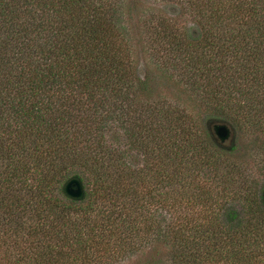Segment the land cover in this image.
I'll list each match as a JSON object with an SVG mask.
<instances>
[{"label": "trees", "instance_id": "trees-1", "mask_svg": "<svg viewBox=\"0 0 264 264\" xmlns=\"http://www.w3.org/2000/svg\"><path fill=\"white\" fill-rule=\"evenodd\" d=\"M158 248L264 264V0H0V264Z\"/></svg>", "mask_w": 264, "mask_h": 264}, {"label": "water", "instance_id": "water-1", "mask_svg": "<svg viewBox=\"0 0 264 264\" xmlns=\"http://www.w3.org/2000/svg\"><path fill=\"white\" fill-rule=\"evenodd\" d=\"M210 130L215 137L216 142L224 144L232 141L235 136L233 126L224 121H216L210 125ZM63 191L66 197L74 201H83L86 197V187L79 176L70 178L64 185Z\"/></svg>", "mask_w": 264, "mask_h": 264}, {"label": "rangeland", "instance_id": "rangeland-1", "mask_svg": "<svg viewBox=\"0 0 264 264\" xmlns=\"http://www.w3.org/2000/svg\"><path fill=\"white\" fill-rule=\"evenodd\" d=\"M142 71H145L144 65H141ZM232 125V124H231ZM235 130V129H234ZM236 131H235V136L232 141L225 142L224 144H221L224 148L230 149L232 147L238 146V141L236 140ZM151 251L148 252H142L141 254L136 255L135 257H132L130 259H127L126 261L120 263V264H164V261H166V251L162 248L156 249L154 252L151 253V256L149 255ZM156 256L154 259L155 261L153 262L152 256ZM158 260H162V262H158Z\"/></svg>", "mask_w": 264, "mask_h": 264}]
</instances>
